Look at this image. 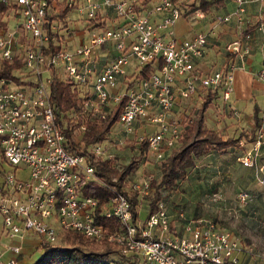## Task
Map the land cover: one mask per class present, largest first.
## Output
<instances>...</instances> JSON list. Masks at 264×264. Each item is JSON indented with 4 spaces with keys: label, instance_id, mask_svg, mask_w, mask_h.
<instances>
[{
    "label": "built area",
    "instance_id": "built-area-1",
    "mask_svg": "<svg viewBox=\"0 0 264 264\" xmlns=\"http://www.w3.org/2000/svg\"><path fill=\"white\" fill-rule=\"evenodd\" d=\"M232 1V10L212 14L215 23L232 19L240 26L248 21L246 4L251 0ZM0 3L8 5L4 12L12 10L22 18L18 26L0 24V61L22 62L12 75L0 74V264L17 263L25 233L53 242L63 229L114 241L136 264L237 262L238 237L211 218L188 216L183 208L173 214L162 200L152 210L149 205L138 209L137 203L134 217L128 196L117 189L97 210V198L83 192L88 179H99L90 155L83 151L86 125L75 128L79 146L70 149L67 122L50 98V84L53 69L74 81L83 97V111L98 118L122 100L117 120L123 130L132 133L140 128L137 141L148 145L144 156L160 161L180 141L192 99L202 100L209 90L225 100L231 97L235 69L247 52L240 38L226 43L228 58L203 69L198 60L205 53L208 31L200 28L190 36L177 35L176 22L183 15L177 0ZM72 7L86 18L89 30L77 41L74 32L56 29L58 23L67 25L68 15L48 17ZM195 11L186 17L204 14ZM52 44L58 47L53 49ZM259 77L264 79V65ZM262 147L261 125L240 160L264 171L258 164ZM104 148L101 141L86 146L95 156H101ZM23 171L26 176L20 175ZM152 179V173L132 179L130 188L138 202ZM259 180L264 181V172ZM248 197L247 189L237 192L240 202ZM96 212L117 217L120 227L108 231L96 220Z\"/></svg>",
    "mask_w": 264,
    "mask_h": 264
},
{
    "label": "rangeland",
    "instance_id": "rangeland-1",
    "mask_svg": "<svg viewBox=\"0 0 264 264\" xmlns=\"http://www.w3.org/2000/svg\"><path fill=\"white\" fill-rule=\"evenodd\" d=\"M177 1L181 5V9L184 10L191 1L197 2L198 0ZM257 2L255 10L246 13L245 18L248 21L240 26H237L232 19L218 23L212 20L211 14L232 10L234 2L223 0L222 3H213L206 11L204 10L203 15H195L190 19L183 14L176 22V29L186 33L192 24L194 30L199 25L203 26L208 31L211 42L214 43L215 52H219L222 59L226 57V43L233 38H240L247 52L243 55L239 65L244 69L251 68L253 74L258 77L259 92L253 96L257 95L255 100L261 106L260 114L264 119V79L259 77V70L264 65V49H259L256 69L250 63V59L248 60L250 54L256 51L255 48H252L253 44L251 43L256 38L258 39L254 31L260 32L259 40L261 46H264V0H257ZM65 14L75 17V21L70 19L64 26H60L58 23L56 25L57 30H67L69 34L74 32V41H77L82 35L83 37L89 35V30L85 25L87 20L78 13L76 8L67 9ZM0 19L10 28L18 26L22 18L12 10H7L3 12ZM199 20L200 23H198ZM259 23L261 28L258 27ZM216 62L211 63V66H214ZM201 101L198 98L192 99L186 107L193 113ZM204 121L208 126L216 128L223 137L236 136L241 131L248 132L253 126L252 110L247 107V103L242 106L234 105L231 97L225 100L219 94L205 108ZM262 126L264 127V121ZM139 133H141L140 128H136L132 133H126L120 122L116 120L111 126L107 139L101 141V145L105 146L101 156L112 157L115 166L121 167L134 154H137L138 149L133 148L131 144L137 143ZM243 139L244 143L231 146L226 151L213 150L195 158L194 163L187 168L185 177L178 179L173 187H158L160 196L157 201L162 200L171 213L178 208H183L188 216L216 220L219 225L229 228L238 237L240 247L237 262L239 264H264V181L259 180L264 171L257 170L256 166L246 165L240 160V156L251 140L247 137H243ZM258 164L264 165V147L260 150ZM147 173H152L153 179L157 181L161 169L156 161L142 156L134 173L126 179L127 190L133 191L130 188L133 178L140 179ZM20 175L26 176V171L20 172ZM155 189V184L151 183L148 191L144 192L140 202H138V209L144 210L149 205ZM240 189L248 190L249 197L245 202H240L237 198V192ZM34 235L40 236L39 234ZM50 243L59 244L63 241L58 236L56 240ZM30 256L32 257L31 254ZM30 256L25 255L27 259ZM111 256L118 259L116 264H128L126 257L120 256L117 252H112ZM22 263L24 262L18 264Z\"/></svg>",
    "mask_w": 264,
    "mask_h": 264
},
{
    "label": "trees",
    "instance_id": "trees-1",
    "mask_svg": "<svg viewBox=\"0 0 264 264\" xmlns=\"http://www.w3.org/2000/svg\"><path fill=\"white\" fill-rule=\"evenodd\" d=\"M222 1H191L189 6L183 10V14L188 15L197 9L206 11L213 3H222ZM7 7V4L0 3V18ZM65 11L66 9L59 12H51L48 17L50 19L62 17ZM0 24L5 25V22L0 19ZM56 47H58V44H52L51 46L53 49ZM230 55L226 51V58ZM0 65V74L8 76L12 75L14 70L22 65V62L19 59H14L13 62L1 60ZM14 78L18 80V76L15 75ZM217 94L216 90H209L204 95L195 112L187 115L188 121L185 124L178 144L165 158L156 161V164L160 166L161 174L157 181L151 180V183L155 184L156 189L149 203L150 210L155 207L157 198L160 196L158 187H173L178 179L185 177L187 168L194 163L195 158H199L213 150L226 151L231 146L239 145L243 137L253 139L255 130L262 125L264 119L260 114L261 107L255 102L253 104V126L251 129L248 132L241 131L236 136L223 137L216 128L208 126L204 121V110ZM50 98L66 119L65 131L68 136L67 146L70 149L79 146L74 138L75 128L79 127L81 123L86 125L81 136L84 141L83 151L90 155V160L95 166V173L99 179H88L83 185V192L97 198V210H99L100 205L111 198L115 189L120 190L128 196L133 216L136 217L138 212L136 209V204L138 203L137 194L135 191L129 192L124 188V185L127 177H130L136 170L139 160L142 156L144 157L148 147L147 142L140 140L136 144H131L133 148L136 147L138 149V152L121 167L115 166L112 157L95 156L86 150V146L89 143L107 139L111 126L118 118V112L122 107L123 101L121 100L115 104L113 109L103 118L91 116L90 113L83 111V97L79 94L77 84L69 78L61 77L55 69L52 70ZM96 220L103 223L108 231L120 227V221L115 216H104L96 212ZM59 236L63 243H50L42 238L39 244L42 251L30 264H116L118 259L111 256L112 252L125 256L128 264H136L134 259L121 252L119 244L106 238L95 239L74 229H63ZM216 264L239 263L232 260H224Z\"/></svg>",
    "mask_w": 264,
    "mask_h": 264
},
{
    "label": "crops",
    "instance_id": "crops-1",
    "mask_svg": "<svg viewBox=\"0 0 264 264\" xmlns=\"http://www.w3.org/2000/svg\"><path fill=\"white\" fill-rule=\"evenodd\" d=\"M256 3L258 4L257 0H251L250 2H248L246 4V13L253 12L255 10ZM67 19L68 20L74 19L73 21H75V17L68 16ZM200 22L201 21L199 20L198 23H200ZM232 24H233V22H232ZM192 26H193V24H192ZM192 26L189 29H187L186 33L179 32L176 29L177 35L190 36L196 30H198L200 28H203V26L199 25V26H197V29L194 30ZM254 34H256L258 39L256 38V40L252 41L251 43L253 44L252 48H255L256 51L253 54H250V56L248 57V60L250 59V63L256 69L257 66H258L257 65L258 64V62H257L258 60L257 59H258L259 49L260 48L264 49V46H261V41L259 40L260 39L259 37L261 36L260 32L258 30L254 31ZM81 38H84L83 35L79 39H81ZM211 43H212L211 42V38H209V35H208V41H207V47H206L205 53L198 60V64L203 69H207V68L213 67V66H211V63H213L214 61H217L215 65H217L219 62L222 61L220 53L219 52L216 53L215 50H214L215 47L213 48L214 43H212V45H211ZM236 69H235V72H234V74H235V87H234L233 93L231 94V99H232L234 105L242 106L244 103H247V107L248 108L250 107L252 112H253V104L255 102L258 103L255 100L257 95H255V96H253V95L254 94H258L259 87H260V85H259L260 82L258 80V77L255 74H253L251 68L247 67V69L246 68L244 69V68L239 66ZM251 140L249 141L248 146L250 145ZM241 141H242V143H244V139L243 138L241 139ZM34 234H37V233H34V232L25 233V235H24V237L22 239V248H21L22 250H21V253H20L19 257H18V260H17L16 264H18L20 262H24L22 264H30L41 253L42 249L39 247V244L41 242L42 237L36 236ZM19 239H20L19 237H14V240H19ZM38 249H39V251H38ZM26 254H28L29 256L31 254L32 257L30 256L27 259L25 257Z\"/></svg>",
    "mask_w": 264,
    "mask_h": 264
}]
</instances>
